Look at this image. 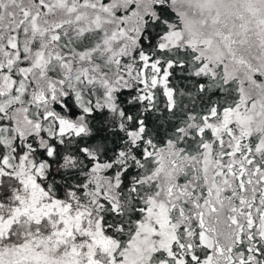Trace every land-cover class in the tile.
Returning <instances> with one entry per match:
<instances>
[{
	"label": "snow or ice",
	"instance_id": "1",
	"mask_svg": "<svg viewBox=\"0 0 264 264\" xmlns=\"http://www.w3.org/2000/svg\"><path fill=\"white\" fill-rule=\"evenodd\" d=\"M0 264H264V0H0Z\"/></svg>",
	"mask_w": 264,
	"mask_h": 264
}]
</instances>
